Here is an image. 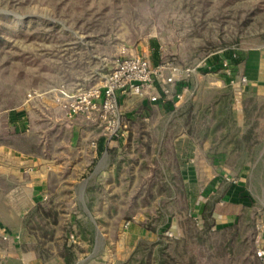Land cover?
<instances>
[{
    "label": "rangeland",
    "instance_id": "obj_1",
    "mask_svg": "<svg viewBox=\"0 0 264 264\" xmlns=\"http://www.w3.org/2000/svg\"><path fill=\"white\" fill-rule=\"evenodd\" d=\"M154 40L165 62L182 68L220 58L225 50L257 53L264 49V0H0V139L14 131L37 138L58 112L47 103L53 89L98 85L122 57L140 55L153 63ZM220 76L219 70L199 73L191 78L189 93L175 103L176 110L167 114L155 108L151 117L140 118L139 136L150 151L140 157L130 145L109 156L124 163L121 181L109 185L96 180L92 185L97 191L90 198L80 189V195L72 196L71 184L63 181L56 193L40 198L56 214L55 224L39 202L24 194L26 186L13 190L14 212L6 199L0 200V264H65L59 255L63 243L74 249L76 264H123L139 241L155 244L157 250L167 247L177 260H184L186 250L191 254L198 247L195 236L188 235L201 228L195 205L206 202L202 192L210 181L218 198L230 187L248 195L250 207L228 223H253L255 249L263 247L264 97L256 99L248 86L238 95ZM126 96L119 110L122 129L111 142L136 141V128L124 120L138 118L129 111L139 102ZM204 145L208 154L228 156L214 165L209 159V171L184 177L193 165V150ZM157 147L162 154L154 152ZM9 148L22 152L9 140H0V171L7 170L19 183L17 160ZM132 154L140 166L132 162ZM80 162L72 179L86 178L94 168L85 166L88 160ZM39 167L32 165L23 173L38 175ZM3 183L0 178L4 193L9 188ZM107 186L123 195H109L104 192ZM221 201L216 199L213 215L227 208ZM159 211L160 219L150 223L155 232L141 225ZM190 215L194 219L188 223ZM177 237L187 238V245L175 247Z\"/></svg>",
    "mask_w": 264,
    "mask_h": 264
},
{
    "label": "crops",
    "instance_id": "obj_2",
    "mask_svg": "<svg viewBox=\"0 0 264 264\" xmlns=\"http://www.w3.org/2000/svg\"><path fill=\"white\" fill-rule=\"evenodd\" d=\"M244 60L241 61L242 66L245 70V74L247 76L248 80V88L247 91H250L252 94H254L256 99H259L260 97H264V49L261 51L256 52H249L244 53ZM175 91L178 92L181 87L179 84L175 86ZM126 95H132L131 93H122L119 94L120 96V104L122 106V103L126 100L128 96ZM129 98V97H128ZM138 103L136 107L131 109L129 112V115H132V117L139 116L142 112L140 110V106L142 105H153L152 103H149L147 100L142 98L133 97ZM125 99V100H124ZM164 101H169L172 104V101L169 98L164 97ZM49 105L51 104L52 108L53 105L51 101L47 102ZM158 108V107H157ZM176 106L173 105V108L170 112H167L160 108V111L164 113H172L174 110H176ZM131 119V118H130ZM87 120V119H86ZM50 126L46 127V129L41 131V134L37 137L41 139V142L44 145V148H46V153L48 154L46 157H43L41 155L34 156L31 153L26 152H17L14 149L9 148L11 151V155H13L14 159H16L17 163V169L19 174V179H22V182L20 180L19 183H16L14 181V178L11 176L10 173L7 172V170L0 171V178L3 179L4 185H6L7 188H9L6 192H2L0 190V200H7L8 203H10L11 208L10 211L14 212V209L12 207V196L16 188H20L21 190L24 189L23 187L26 186L24 190V194H26L29 199L35 200L39 202L44 195H48L49 191L56 193L57 188L59 189L61 186V182L67 181V183L71 184L69 187V193L72 196H76L79 194L77 192V189H80V194L82 193L83 196L86 198H90V196H93L92 194H96L95 188L93 187L92 183L96 182V180H102V181H108L109 185L113 184V182L121 181L119 171L124 166V163H121V161H111L110 157L107 152H103L100 156H98L96 148L93 149L91 147V142H97V139L102 138L103 135V129H104V123H102L100 119V113L99 111L95 112L93 117L88 119L85 126L78 125L75 123H70L68 120L65 119L64 114L60 111L54 114L52 116V119H49ZM70 124L69 127V135L67 142H64L63 140L59 141L58 143H55L51 149L49 150L47 147V139H51L48 135V132L52 130L57 124ZM169 122L166 123L164 130L168 129ZM147 131V130H146ZM165 133V132H164ZM50 140V141H51ZM182 141H186L185 138H183ZM106 143H108V146L110 148L116 149V152L119 153L122 150L128 149V146L131 145V147H136L134 143L128 142L126 139H123V141L119 142H108L106 140ZM46 146V147H45ZM152 147V146H151ZM207 145L203 146V150H200L198 148H195L193 150V157L191 161H193L192 167H188L186 169V172H183V176L185 175L189 176H196L200 174V171L203 170L204 172H207L210 170V166L206 165L205 161L212 160V163L214 165V161H219V159H226L228 154H208L206 152ZM64 151H68V156L64 155ZM144 150L140 148V153H143ZM263 154L260 152V155ZM70 156V157H69ZM132 156V162L139 163V166L141 165V161L138 160L139 158L137 156ZM72 158V159H71ZM59 160V162L55 161L54 164H49L48 161L51 160ZM69 159V161H67ZM88 160V162L85 164V166H93V170L90 172V174L83 179L77 180L72 179V172L77 168L78 163H81V160ZM117 159L119 160V156L117 155ZM54 163V161H53ZM37 166L39 167L38 175H32L29 173H23L27 172L25 169L30 166ZM48 166L53 167V169L47 168ZM91 166V167H92ZM134 173L136 172V166H134ZM47 168V169H46ZM50 169V170H49ZM198 171V172H197ZM25 174L27 178L31 181H27L26 179H23L21 176ZM66 176L68 177L66 179ZM61 177L62 180H59ZM36 178V179H35ZM64 178V179H63ZM57 179V180H56ZM35 180H38L36 183ZM54 180H56V184L54 183ZM59 180V181H58ZM95 180V181H94ZM30 182V183H29ZM211 181L208 183L210 184ZM31 188V189H30ZM92 188V189H91ZM231 189L227 191L226 196L222 199L221 202L225 203L227 208L224 210V208L216 209L213 217L215 218V222L217 225H220L223 223L224 220L229 222V220H235L239 218V212L242 211V209H245V207H250V200L248 196H245L246 193L240 192L239 190H234L232 187ZM1 189V188H0ZM122 189V186L121 188ZM93 190V192H91ZM119 190V189H118ZM117 190V191H118ZM126 190V188H125ZM242 190V189H241ZM101 192L102 189H101ZM104 192L108 193L109 195H123L120 194L121 192L117 193L113 192L111 188L108 186L104 188ZM126 193V191H125ZM124 193V195H125ZM79 194V195H80ZM43 199V198H42ZM203 201H200L196 203V207L199 208L200 204H202ZM222 207V206H221ZM231 208V209H229ZM91 212H94L93 209H91ZM14 215V214H12ZM2 216H0L1 218ZM4 217V216H3ZM224 225V224H222ZM95 229H98L97 227ZM264 235V234H263ZM79 264V262L77 263Z\"/></svg>",
    "mask_w": 264,
    "mask_h": 264
},
{
    "label": "trees",
    "instance_id": "obj_3",
    "mask_svg": "<svg viewBox=\"0 0 264 264\" xmlns=\"http://www.w3.org/2000/svg\"><path fill=\"white\" fill-rule=\"evenodd\" d=\"M151 54L153 64H163L165 60L162 57V53H160V45L154 40L151 42ZM131 57V56H129ZM225 58L227 59L233 66L240 64L241 61L244 60L245 56L243 52H235L232 50H225L223 56L220 58H215L211 61L213 64H218L220 61ZM114 67V66H113ZM112 67V68H113ZM111 68V69H112ZM91 85H87L86 87H82L83 89H87ZM170 112L173 108V104L169 101H158L153 105H142L140 106V110L142 115H139L137 119H125L124 121L129 124V127H135L137 136L134 145L136 146V151L139 156H144L148 154L150 151V146L148 142H144L143 139L140 138L141 128L143 122H141L140 118L146 115L147 117H151L152 114L156 111L155 108ZM190 115V112H189ZM190 117V116H189ZM191 118V117H190ZM70 123H75L78 125L85 126L87 121L82 116H75L71 120H68ZM68 124V123H67ZM71 125L68 124H57L52 130L48 132V135L52 137L50 141L47 139V147L50 150L55 143L59 144L60 140L67 142L69 135V127ZM5 139L10 141V145L13 148L19 149V151H23L26 153H31L34 156L41 155L46 157L48 154L46 153V148H44L43 143L40 138L31 139L30 135H26L23 131L17 132H4L3 136L0 140L5 141ZM27 143V148H23L21 144ZM163 145V144H162ZM130 146V145H129ZM128 146V149H129ZM144 146L145 150L143 153H140V148ZM46 147V146H45ZM96 151L98 156H100L104 151L108 153L110 157L115 155L116 149L110 148L108 143L104 138L97 139L96 142ZM153 151V150H152ZM157 152L158 155L162 154V147H157L154 152ZM214 182H211L210 185L204 189L203 196L206 198V202L199 207V213L194 215L199 219L202 223L201 228L197 229L194 235H188L189 237H194L197 241V249L191 254L186 250V259L177 260L172 254L169 253L167 247H163L161 249H156L155 244L148 243L146 241H139L132 253V255L128 258L127 262L123 264H264V261L255 256V238H256V230L255 226L251 222L245 221L228 223L225 225H217L215 222V218L213 217L214 203H216V199H223L226 196L221 195L219 198L214 194L213 186ZM245 196H248L247 194ZM145 198L142 199L144 201ZM40 203V202H39ZM43 209V214L51 218V223H56V214L50 209L44 206L43 204H39ZM46 208V209H45ZM152 216L153 219H149L148 223L143 222L141 225L145 226L146 229L155 232V228L150 225L152 220H159L162 213ZM190 215L188 217L187 222H191L194 219V216ZM245 224L244 228L241 230V226ZM52 233V232H51ZM50 233V234H51ZM66 235V230L64 231ZM175 247L179 244L182 246L187 245V238H175ZM177 243V244H176ZM74 249L67 246L65 243L60 246L59 255L65 262V264H76Z\"/></svg>",
    "mask_w": 264,
    "mask_h": 264
},
{
    "label": "built area",
    "instance_id": "obj_4",
    "mask_svg": "<svg viewBox=\"0 0 264 264\" xmlns=\"http://www.w3.org/2000/svg\"><path fill=\"white\" fill-rule=\"evenodd\" d=\"M218 70L221 72L220 77L229 80L236 94L241 95L248 86L242 63L233 66L225 58L218 64L207 60L201 65L182 68L173 62L154 65L138 55L116 60L114 67L98 85L70 91L64 88L53 89L49 93L50 101L53 108L62 112L67 120L75 116H82L88 120L99 111L100 119L104 123L102 137L111 142V139L119 136L122 129L119 123L121 115L119 94L129 92L152 104L163 102L165 97L176 105L177 101L182 100L189 93L192 77L199 76V73L207 76ZM177 84L181 87L178 92L175 91ZM91 147L95 149L96 143L91 142ZM255 256L264 259V246L257 248Z\"/></svg>",
    "mask_w": 264,
    "mask_h": 264
}]
</instances>
